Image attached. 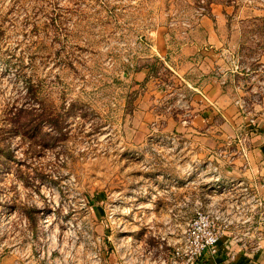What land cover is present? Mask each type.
<instances>
[{
    "label": "rangeland",
    "instance_id": "rangeland-1",
    "mask_svg": "<svg viewBox=\"0 0 264 264\" xmlns=\"http://www.w3.org/2000/svg\"><path fill=\"white\" fill-rule=\"evenodd\" d=\"M201 14L236 71L240 123L223 132H264V0H0V264H108V237L142 231L172 73L155 49L191 40ZM247 227L233 241L264 251V224Z\"/></svg>",
    "mask_w": 264,
    "mask_h": 264
},
{
    "label": "crops",
    "instance_id": "crops-1",
    "mask_svg": "<svg viewBox=\"0 0 264 264\" xmlns=\"http://www.w3.org/2000/svg\"><path fill=\"white\" fill-rule=\"evenodd\" d=\"M224 28L210 23L203 15L200 23L192 28L196 36L191 40L182 41L176 47L167 44L164 49H155V54L172 73L167 79L171 84L162 83L159 88L164 97V119L151 124L160 128L157 152L160 166L149 170L144 188L150 194L138 207L143 209L133 212L134 217L138 212L142 213L138 220H143L144 228L137 231L139 227L135 223L130 232L141 243L154 246L158 236L166 232L167 225L174 227L177 223L167 213L173 199L185 200L182 211L191 215L195 201L200 197L206 199L202 195L208 194L214 199L229 198L226 193L214 195L210 192L217 183L233 184L235 194L240 193L241 186L249 187L264 199V132H250L246 159L237 145L238 131L229 135L223 132L226 127L235 128L234 125L240 123L237 118L239 111L233 104L227 84L228 78L235 76L236 71L231 69L229 60L232 57L230 47L225 45ZM258 63L264 68V53ZM146 72L142 69L139 73ZM184 97L187 110L181 107ZM171 103V106H176V117L167 112V105ZM184 114H189L190 118L185 119ZM243 127L239 128L249 129L247 124ZM213 167L217 168L216 173L220 176L217 183L212 180ZM156 191L159 195H151ZM100 208L99 222L103 216L102 206ZM167 238L176 241L175 234H169ZM120 240V236L114 237L112 243ZM106 261L108 264H121L116 251L109 254ZM196 264H264V251L243 250L233 241L232 232L227 230L218 240L216 252L204 253Z\"/></svg>",
    "mask_w": 264,
    "mask_h": 264
},
{
    "label": "built area",
    "instance_id": "built-area-1",
    "mask_svg": "<svg viewBox=\"0 0 264 264\" xmlns=\"http://www.w3.org/2000/svg\"><path fill=\"white\" fill-rule=\"evenodd\" d=\"M253 122L254 120L250 119V124ZM237 139L240 153L246 159L247 133ZM216 170L217 168L213 167L212 180L217 183L220 176ZM232 185L217 183L210 192L214 195L226 193L229 198L214 199L212 198L214 196L202 195L208 198L207 201L198 198L191 215H186L182 211L185 200L173 199L167 213L171 219L177 220V223L174 227L167 225L166 232L158 236L154 246L141 243L138 238H132L131 235L121 236L119 243H113L114 250L119 253L121 264H196L204 253L216 252L218 240L230 226L246 224L249 229L254 223L264 224V199L246 186H241L240 193L235 194ZM144 191L149 193L147 189ZM158 193L156 191L151 195H159ZM115 212L114 209H110L107 213V220L111 223L114 221ZM117 228L118 233L124 232L119 225ZM169 234H175V242L167 238ZM246 234L248 231L243 235Z\"/></svg>",
    "mask_w": 264,
    "mask_h": 264
}]
</instances>
